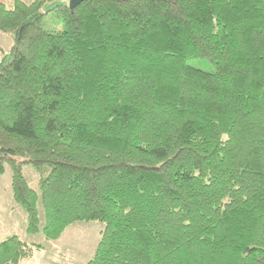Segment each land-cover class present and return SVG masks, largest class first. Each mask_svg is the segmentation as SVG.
Masks as SVG:
<instances>
[{
    "label": "trees",
    "instance_id": "obj_1",
    "mask_svg": "<svg viewBox=\"0 0 264 264\" xmlns=\"http://www.w3.org/2000/svg\"><path fill=\"white\" fill-rule=\"evenodd\" d=\"M53 1L0 3V175L26 233L102 223L86 264H264V0H84L50 33ZM42 250L10 235L0 264Z\"/></svg>",
    "mask_w": 264,
    "mask_h": 264
},
{
    "label": "rangeland",
    "instance_id": "obj_2",
    "mask_svg": "<svg viewBox=\"0 0 264 264\" xmlns=\"http://www.w3.org/2000/svg\"><path fill=\"white\" fill-rule=\"evenodd\" d=\"M6 8L10 9L9 6ZM43 28L50 33H59L63 30L61 20L54 14L44 17ZM12 45V34L0 31V61L9 53ZM187 65L205 72L215 71L213 64L205 59L188 60ZM23 175L33 188L37 187L38 175L33 168L25 166ZM10 183L11 172L6 168L4 174L0 175V242L7 236L16 235L24 242L43 245L42 251L22 264H86L92 258L99 242V233L104 227L102 223L72 224L55 241L46 240L41 231L29 235L25 231L26 213L13 200ZM37 210L41 230L44 225V213L40 203L37 204Z\"/></svg>",
    "mask_w": 264,
    "mask_h": 264
},
{
    "label": "water",
    "instance_id": "obj_3",
    "mask_svg": "<svg viewBox=\"0 0 264 264\" xmlns=\"http://www.w3.org/2000/svg\"><path fill=\"white\" fill-rule=\"evenodd\" d=\"M83 1L84 0L53 1L44 7L43 13L48 14L60 7H67L72 12L74 8Z\"/></svg>",
    "mask_w": 264,
    "mask_h": 264
},
{
    "label": "crops",
    "instance_id": "obj_4",
    "mask_svg": "<svg viewBox=\"0 0 264 264\" xmlns=\"http://www.w3.org/2000/svg\"><path fill=\"white\" fill-rule=\"evenodd\" d=\"M13 1H14V0H0V3H1V4H4L5 7L9 6V7L11 8V7H12V4H13ZM21 1H23V2H25V3H30V2H32L33 0H30V1H28V0H21ZM54 1H56V0H54ZM57 1H65V0H57Z\"/></svg>",
    "mask_w": 264,
    "mask_h": 264
}]
</instances>
